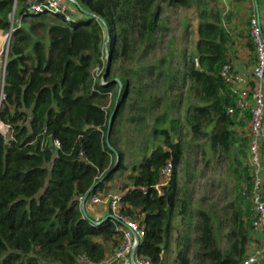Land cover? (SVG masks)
Returning <instances> with one entry per match:
<instances>
[{
	"label": "trees",
	"instance_id": "obj_1",
	"mask_svg": "<svg viewBox=\"0 0 264 264\" xmlns=\"http://www.w3.org/2000/svg\"><path fill=\"white\" fill-rule=\"evenodd\" d=\"M77 1L98 18L65 22L59 15H26V0H0V31H10L15 5L21 20L14 24L8 99L1 111L12 138L0 134V264L99 263L117 249L122 217L145 227L138 253L155 264H167L171 248L175 264H244L255 239L252 110L238 107L239 97L221 73L236 44L230 23L237 9L227 10L221 0ZM177 8H195L197 40L195 52L181 53L183 67L175 70L177 50L171 45L157 62L150 58L163 48L171 30L169 12ZM252 13L241 20L247 26L238 34L246 37L256 62ZM97 67L105 68L106 83L95 76ZM157 82L164 83L162 92L155 90ZM186 83L195 100L182 119L178 103ZM111 94L115 100L108 109ZM163 102L141 159L133 161L121 194V217L99 220L86 214L80 196L105 192L125 168L117 130L124 111L132 123L146 126ZM203 135L214 152L230 159L234 199L225 214L233 226L224 234L215 203L194 210L191 184L199 172L187 155ZM151 137L162 140L152 150ZM168 162L174 170L166 182L162 169Z\"/></svg>",
	"mask_w": 264,
	"mask_h": 264
},
{
	"label": "built area",
	"instance_id": "obj_2",
	"mask_svg": "<svg viewBox=\"0 0 264 264\" xmlns=\"http://www.w3.org/2000/svg\"><path fill=\"white\" fill-rule=\"evenodd\" d=\"M26 15L44 14L49 16L59 15L65 22H74L91 16L98 18L95 14H88L82 10L77 0H26ZM86 9V8H85ZM87 10V9H86ZM16 5L11 14L12 27L5 34V40L0 47V134L8 141L12 138V128L1 117V111L8 99L7 94V74L9 62V48L15 30V22L21 25V20L15 19ZM249 31L255 46L256 62L252 70V82L250 87L241 86V76L235 68L236 54L230 49V62L222 68V76L226 82L232 83L234 92L238 95V107L242 110L248 107L252 110V119L250 122L251 137L250 142V163L254 172V186L252 192L253 202V228L255 230V239L244 260V264H264V27L260 12L253 11ZM233 44L237 45V37L233 34ZM232 44V45H233ZM234 108H229L233 112ZM60 141L56 139L54 146L60 147ZM174 165L168 162L162 169L165 181L168 182L173 176ZM121 194H107L97 192L90 197L80 196L81 207L86 210L87 205H98L108 203L111 208V214L119 215ZM105 219V218H104ZM122 237L114 254L106 261V264H155L150 257L138 253L140 242L145 237L146 230L140 221L131 217H122Z\"/></svg>",
	"mask_w": 264,
	"mask_h": 264
},
{
	"label": "rangeland",
	"instance_id": "obj_3",
	"mask_svg": "<svg viewBox=\"0 0 264 264\" xmlns=\"http://www.w3.org/2000/svg\"><path fill=\"white\" fill-rule=\"evenodd\" d=\"M233 0H227L228 5H232ZM241 5V3H236V5ZM171 16L170 22V33L167 36L163 48L160 47L150 58L152 62H157L161 57L163 51L166 50L170 45L172 48L177 50L174 68L175 70L183 67V58L184 55H180L181 53L192 54L195 52V45L197 40L196 33V25H197V17L195 15V8L186 9V8H177L173 9L169 12ZM19 15V12H18ZM49 16V15H47ZM15 19L18 21V18L15 16ZM247 19V18H246ZM238 35V33H237ZM239 36V35H238ZM241 37V35H240ZM171 40H173L171 42ZM0 41H4V36H0ZM236 49V45L232 47L234 51ZM128 62L125 63V66L128 67ZM105 72V68H95L94 74L97 78H103L106 83L105 78L102 75ZM118 79V78H117ZM119 80V79H118ZM120 82V80H119ZM181 82V80H180ZM178 81V83L180 84ZM157 87L155 90H159L162 92L165 88L164 83L157 82ZM188 83L183 85L182 88V100L181 103H178L180 106L182 119L185 118L186 109L190 103V101L195 100L194 97L190 96L187 90ZM153 89V88H152ZM118 88L114 90V94ZM154 90V91H155ZM180 89L177 91L179 92ZM173 94H176L173 92ZM136 94H134L135 96ZM175 98V97H174ZM173 98V99H174ZM179 100V97L177 98ZM114 95H110L107 108L112 109L114 103ZM164 102L161 103L158 109L153 111L152 115L147 117V125L144 126L142 122L132 123L129 120V116L131 113L129 110H125L124 114L119 120L117 124L118 130V138L120 142V146L124 149L126 153L125 160V168L119 171L114 179L108 183L107 192L109 194L118 193L122 194L124 190V186H126L128 181V175L132 171L133 161H139L141 159L142 154V145L146 141L147 137H150L152 133L151 126L154 124L155 117L162 113L164 110ZM184 125V133H188V127L183 122ZM167 126L169 123L167 122ZM191 133L188 134L187 138L190 139ZM151 141L149 143V149L152 150L156 145L162 143L160 138L151 137ZM200 145L192 146L191 152L187 155L190 158V166L193 168L194 165L197 167V171L199 172L197 177L195 178L193 184V202L196 210L199 208H206L211 204L215 203L219 216V220H223L225 226L223 228V234L228 232L229 229L232 228L233 222L231 217H227L225 212L227 208L226 204L230 203L234 199V194L232 191V187L234 186V178L232 176V172L230 170V159L226 153L221 152L220 150L214 152L211 148L210 142L205 135L200 137ZM190 186V187H191ZM107 195V193H106ZM89 205H87V210ZM229 208V207H228ZM230 212V211H229ZM222 221V222H223ZM174 237L177 236V231H173ZM223 245L228 243L226 235L223 237ZM175 251L173 248L169 249L167 252V264H175Z\"/></svg>",
	"mask_w": 264,
	"mask_h": 264
},
{
	"label": "crops",
	"instance_id": "obj_4",
	"mask_svg": "<svg viewBox=\"0 0 264 264\" xmlns=\"http://www.w3.org/2000/svg\"><path fill=\"white\" fill-rule=\"evenodd\" d=\"M224 5H226L227 10L230 9H237V17H234L232 22L230 23V27L233 29V34L237 37V54L235 59V68L237 72L241 76V86L242 87H250L252 83V70L255 64L253 61V52L247 45L246 37H240L237 33L246 30V26L243 22L241 23L242 19H246L249 13H252L254 10L260 12L262 17V23L264 27V0H233L232 5H228L227 0H221ZM236 3H241V5H236ZM4 32L0 31V36H4ZM4 43L0 41V47ZM105 193L108 194L107 190ZM89 214L94 216L96 219H104L109 214H111V208L108 203H102L98 205H89ZM88 212V210H86ZM254 241V240H253ZM252 246V241L250 247ZM107 258L103 261L96 263V264H106Z\"/></svg>",
	"mask_w": 264,
	"mask_h": 264
},
{
	"label": "water",
	"instance_id": "obj_5",
	"mask_svg": "<svg viewBox=\"0 0 264 264\" xmlns=\"http://www.w3.org/2000/svg\"><path fill=\"white\" fill-rule=\"evenodd\" d=\"M81 8H82V10L86 11V13L90 14V11L89 10H86L84 7H81ZM112 127H113V120L110 123L109 132H111ZM86 214H87V211H86ZM108 216H114V215L113 214H109ZM97 223H100V221H97Z\"/></svg>",
	"mask_w": 264,
	"mask_h": 264
}]
</instances>
